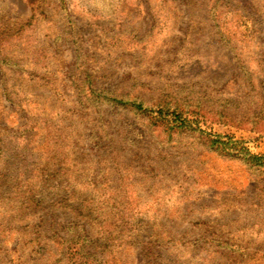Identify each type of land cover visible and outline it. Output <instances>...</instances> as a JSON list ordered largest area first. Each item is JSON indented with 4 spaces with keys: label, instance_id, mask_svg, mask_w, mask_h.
<instances>
[{
    "label": "rangeland",
    "instance_id": "1",
    "mask_svg": "<svg viewBox=\"0 0 264 264\" xmlns=\"http://www.w3.org/2000/svg\"><path fill=\"white\" fill-rule=\"evenodd\" d=\"M250 154L264 0H0V264H264Z\"/></svg>",
    "mask_w": 264,
    "mask_h": 264
},
{
    "label": "trees",
    "instance_id": "2",
    "mask_svg": "<svg viewBox=\"0 0 264 264\" xmlns=\"http://www.w3.org/2000/svg\"><path fill=\"white\" fill-rule=\"evenodd\" d=\"M260 133V131H257ZM218 137V136H217ZM217 139H212V142H215ZM250 159L256 163L264 164V154H250Z\"/></svg>",
    "mask_w": 264,
    "mask_h": 264
}]
</instances>
